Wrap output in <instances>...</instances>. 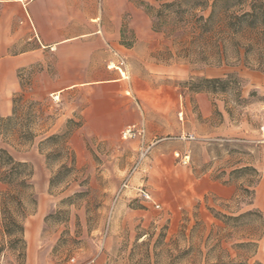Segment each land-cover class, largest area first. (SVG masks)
I'll use <instances>...</instances> for the list:
<instances>
[{
  "label": "rangeland",
  "instance_id": "374dc122",
  "mask_svg": "<svg viewBox=\"0 0 264 264\" xmlns=\"http://www.w3.org/2000/svg\"><path fill=\"white\" fill-rule=\"evenodd\" d=\"M172 1L97 0L107 74L94 84L62 92L48 76L70 73L41 63L3 84L9 70L0 67V149L22 164L23 178L14 189L0 181V264L212 262L211 210L235 209L245 182L231 171L247 165L259 174L253 207L264 228V35L249 20L221 54L211 42L155 31L154 11ZM195 3L181 4L184 19L209 14ZM170 10L168 21L180 17L178 5ZM228 75L240 84L216 90L198 80ZM129 124L144 136L123 139ZM241 253L264 264V234Z\"/></svg>",
  "mask_w": 264,
  "mask_h": 264
},
{
  "label": "crops",
  "instance_id": "0c3cea01",
  "mask_svg": "<svg viewBox=\"0 0 264 264\" xmlns=\"http://www.w3.org/2000/svg\"><path fill=\"white\" fill-rule=\"evenodd\" d=\"M97 5V0H0V8H6L0 15V67L9 70L3 84H18L16 71L39 63L44 72L70 73L48 76L49 84L64 87L62 92L104 80L105 31L97 23ZM75 71H82L77 79L72 75ZM201 72L211 77L224 75L221 68ZM7 113L4 106L3 114Z\"/></svg>",
  "mask_w": 264,
  "mask_h": 264
},
{
  "label": "trees",
  "instance_id": "16d2710c",
  "mask_svg": "<svg viewBox=\"0 0 264 264\" xmlns=\"http://www.w3.org/2000/svg\"><path fill=\"white\" fill-rule=\"evenodd\" d=\"M188 1L174 0L162 4L161 9H157L152 15L153 29L173 33V37L181 40L189 37L202 45L211 42L217 52L221 54L225 53L224 49L228 41L243 36L245 31L243 25L249 20L255 23L251 28L254 36L258 38L260 35H264V29L259 27L260 21L264 20V0H211L210 3V0H196L194 7H198L200 10L209 9V14L206 17L200 15L194 21L184 19L182 16L185 9H181V4ZM174 4L178 5L177 13L181 15L178 19L170 22L168 21L172 13L170 8ZM189 7L188 4L186 8L189 9ZM235 7L237 10L232 9ZM227 78L228 80L223 78H199L198 80L201 83L216 86V90L222 89L227 82L240 84V79L235 75H228ZM196 90L202 91L203 89L196 87ZM20 166H22L21 163L15 162L9 154L0 149V181L6 184L9 189L23 184L21 171H19ZM240 173L244 176L245 183L242 193L235 194L232 198L235 209L227 213L211 210V216L218 222V225L211 228L206 241L210 242L208 243L210 244L208 252L214 251L215 257L212 262L205 259L202 264H259L257 262L250 263L249 256H243L241 253L245 250L251 251L264 234L262 214L253 207L254 186L258 181L259 174L252 165L231 171L235 177ZM223 183L229 184V181H223ZM243 206L246 209L240 211ZM225 242H229L230 248L234 250V257H231L222 246Z\"/></svg>",
  "mask_w": 264,
  "mask_h": 264
},
{
  "label": "built area",
  "instance_id": "2783aa9c",
  "mask_svg": "<svg viewBox=\"0 0 264 264\" xmlns=\"http://www.w3.org/2000/svg\"><path fill=\"white\" fill-rule=\"evenodd\" d=\"M117 67H120L123 64L122 60H117ZM112 66V67H116L114 62H111L110 64H108V67ZM54 100H57L58 97L54 96L53 97ZM261 130L264 131V126L261 127ZM144 136V129L141 125L138 124H129L127 126H125L122 131H121V137L123 139H129V138H135V137H140L142 138ZM146 198H148V196L146 195Z\"/></svg>",
  "mask_w": 264,
  "mask_h": 264
},
{
  "label": "bare ground",
  "instance_id": "6f19581e",
  "mask_svg": "<svg viewBox=\"0 0 264 264\" xmlns=\"http://www.w3.org/2000/svg\"><path fill=\"white\" fill-rule=\"evenodd\" d=\"M109 67H112V66H109ZM113 68H118V67L116 66V67H113Z\"/></svg>",
  "mask_w": 264,
  "mask_h": 264
}]
</instances>
